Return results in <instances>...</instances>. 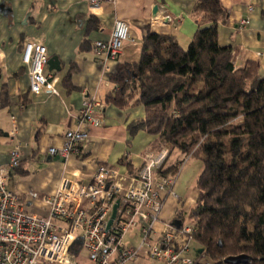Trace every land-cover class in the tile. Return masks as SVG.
Returning <instances> with one entry per match:
<instances>
[{"label": "crops", "instance_id": "1", "mask_svg": "<svg viewBox=\"0 0 264 264\" xmlns=\"http://www.w3.org/2000/svg\"><path fill=\"white\" fill-rule=\"evenodd\" d=\"M228 12L225 22L218 25V41L221 47L231 48L236 58V67L257 65L259 76L264 79V0H219ZM197 0H117L115 5L91 8L89 0H0V166L10 160V151L16 141L22 144L23 166L9 175L8 187L20 195L29 210L45 216L47 208L41 199L54 196L64 178L88 184L93 181L99 165L117 168L121 174H138L148 156L158 152L153 145L156 137L144 131L132 136L129 126L143 120V106L119 109L104 104L113 91L109 77L125 64L139 63L142 48L148 33L172 36L183 49L193 40L201 17L194 13ZM252 6L254 10L249 12ZM163 10L172 16V23L163 21ZM95 17L99 30L87 33L89 19ZM248 18L250 23L239 30L240 22ZM116 20L124 21L130 28L131 39L122 53L106 64L93 54L82 52L84 40L94 44L110 39ZM204 26H209L206 24ZM27 41H42L50 59L58 58L60 72L46 75L57 80L59 95L44 91L34 95L23 62V47ZM72 72L71 83L76 88L67 91L64 79ZM6 93L8 105L1 107L2 94ZM95 98L104 104L102 127L90 128L87 142L79 155L68 159L49 154L51 148L60 149L65 144V132L77 127V118L86 102ZM12 117L18 123L16 139L10 136ZM183 156L175 152L170 155L165 168L176 166ZM170 159H174L170 161ZM187 165L181 170L175 187L190 170ZM203 167V166H202ZM203 169L198 173L197 181ZM184 172V173H183ZM196 181V189H197ZM179 191L185 194L184 188ZM198 191V190H197ZM37 194V199L31 195ZM178 195V194H177ZM189 195V194H188ZM199 192L191 199L179 196L176 200L166 197L161 221L186 222L187 206L197 203ZM189 202V203H188ZM161 229V224L157 226Z\"/></svg>", "mask_w": 264, "mask_h": 264}, {"label": "trees", "instance_id": "2", "mask_svg": "<svg viewBox=\"0 0 264 264\" xmlns=\"http://www.w3.org/2000/svg\"><path fill=\"white\" fill-rule=\"evenodd\" d=\"M194 13L201 23L188 48L172 36L148 33L140 62L110 75L116 87L104 104L143 106L146 116L129 126L130 134L144 131L157 138V152L168 148L169 157H184L159 176L175 174L188 158H201L191 220L203 262L246 256V264H264V79L256 64L238 68L232 49L220 46L218 25L228 12L219 0H197ZM97 30L99 22L91 17L87 33ZM92 48L87 40L81 45L82 52ZM74 71L64 79L70 93L76 90ZM7 105L4 93L1 107ZM81 244L78 238L74 250Z\"/></svg>", "mask_w": 264, "mask_h": 264}, {"label": "built area", "instance_id": "3", "mask_svg": "<svg viewBox=\"0 0 264 264\" xmlns=\"http://www.w3.org/2000/svg\"><path fill=\"white\" fill-rule=\"evenodd\" d=\"M116 2L89 0L94 9ZM248 10L252 12L254 8L250 6ZM163 21H174L166 10ZM249 23L248 18L242 20L239 30L247 28ZM128 42L134 43L128 24L116 20L110 39L96 42L93 54L106 64L115 60ZM49 60L42 41L24 44L23 62L34 95L44 91L59 95L57 80L46 75ZM109 85L116 87L111 82ZM104 107L95 98L86 100L77 127L65 132L64 146L51 148L49 154L64 159L79 155L89 138L85 130L103 126ZM11 123L10 136L16 139L19 127L14 117ZM168 158L166 148L148 156L137 176L121 174L117 168L102 164L91 183L64 178L54 196L41 199L47 213L39 216L8 187L10 172L23 166L22 144L16 141L9 162L0 166V264H82L79 262L82 251L87 253L89 264H196L199 254L191 248L197 231L194 224L182 222L181 228H176L172 222L160 218L167 196L180 199L175 187L184 164L171 176L158 175ZM37 197L31 195L32 199ZM117 202L116 218L107 230ZM78 238L81 249L74 250Z\"/></svg>", "mask_w": 264, "mask_h": 264}, {"label": "rangeland", "instance_id": "4", "mask_svg": "<svg viewBox=\"0 0 264 264\" xmlns=\"http://www.w3.org/2000/svg\"><path fill=\"white\" fill-rule=\"evenodd\" d=\"M166 149H168V148H166ZM168 151H169V149H168ZM202 158H203V156H202ZM188 159L186 160L187 162H188ZM172 160H174V159H170V161H172ZM187 162L185 163L184 167L187 165ZM188 166H190V170H189L188 174L186 175L185 181H184V177H183L179 182L180 188H182V187L184 188L185 194H183L179 191V189H180L179 187L176 189V191H177V194L179 196L181 195L183 197V199L186 196L187 197L189 196L191 199H194L196 197L197 192H198L196 189V181H197L198 173L201 171V169L204 168V166H203V162H202L201 158H199V157H194L190 161V164ZM193 203L194 204L189 203L190 207L187 206V208H186L187 209L186 211H189V212L185 213L186 214L185 215L186 223H189V224H191V222H192L191 213L196 208L195 200ZM191 248L196 250V251H199L201 249L200 245L198 243H196L195 241L191 242ZM76 250H78V249H76ZM79 262L82 264H89L88 259H87V253L85 251L81 252V254L79 256ZM53 264H57V263H53Z\"/></svg>", "mask_w": 264, "mask_h": 264}, {"label": "water", "instance_id": "5", "mask_svg": "<svg viewBox=\"0 0 264 264\" xmlns=\"http://www.w3.org/2000/svg\"><path fill=\"white\" fill-rule=\"evenodd\" d=\"M48 67L50 69V72H53V71L60 72L61 71L60 62H59L58 58H56V57H53L49 60ZM118 207H119V202H117L116 205L114 206L113 214H112L111 220L108 222L107 230H109L111 228V226L113 225V222L116 218ZM172 225L175 226L176 228H181L182 222L179 220H175L172 222ZM198 254L201 258H200V260H198V262L196 264H212L208 261L203 262V260H206V255L204 254L203 249H200L198 251ZM249 261L250 260L248 257L240 256V257L227 258L226 260H224V263L225 264H246Z\"/></svg>", "mask_w": 264, "mask_h": 264}]
</instances>
